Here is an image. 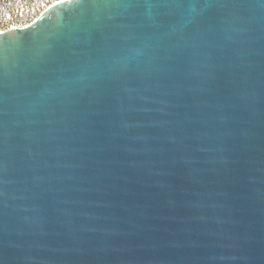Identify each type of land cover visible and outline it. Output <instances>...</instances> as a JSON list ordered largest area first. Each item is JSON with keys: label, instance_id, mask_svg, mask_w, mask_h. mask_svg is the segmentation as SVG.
I'll use <instances>...</instances> for the list:
<instances>
[{"label": "water", "instance_id": "obj_1", "mask_svg": "<svg viewBox=\"0 0 264 264\" xmlns=\"http://www.w3.org/2000/svg\"><path fill=\"white\" fill-rule=\"evenodd\" d=\"M0 264H264V0L0 33Z\"/></svg>", "mask_w": 264, "mask_h": 264}, {"label": "built area", "instance_id": "obj_2", "mask_svg": "<svg viewBox=\"0 0 264 264\" xmlns=\"http://www.w3.org/2000/svg\"><path fill=\"white\" fill-rule=\"evenodd\" d=\"M69 0H34L31 8L26 13L19 15H7L0 23V33L25 28L33 24L46 10Z\"/></svg>", "mask_w": 264, "mask_h": 264}, {"label": "rangeland", "instance_id": "obj_3", "mask_svg": "<svg viewBox=\"0 0 264 264\" xmlns=\"http://www.w3.org/2000/svg\"><path fill=\"white\" fill-rule=\"evenodd\" d=\"M10 2L0 1V23L7 15L24 14L30 10L34 0H9Z\"/></svg>", "mask_w": 264, "mask_h": 264}, {"label": "trees", "instance_id": "obj_4", "mask_svg": "<svg viewBox=\"0 0 264 264\" xmlns=\"http://www.w3.org/2000/svg\"><path fill=\"white\" fill-rule=\"evenodd\" d=\"M0 1H1V0H0ZM3 1H4L5 3H6V2H10L9 0H3Z\"/></svg>", "mask_w": 264, "mask_h": 264}]
</instances>
